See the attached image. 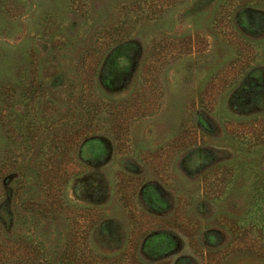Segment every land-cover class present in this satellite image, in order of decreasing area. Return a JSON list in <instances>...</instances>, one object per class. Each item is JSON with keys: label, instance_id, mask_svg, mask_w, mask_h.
<instances>
[{"label": "rangeland", "instance_id": "rangeland-1", "mask_svg": "<svg viewBox=\"0 0 264 264\" xmlns=\"http://www.w3.org/2000/svg\"><path fill=\"white\" fill-rule=\"evenodd\" d=\"M0 264H264V0H0Z\"/></svg>", "mask_w": 264, "mask_h": 264}]
</instances>
